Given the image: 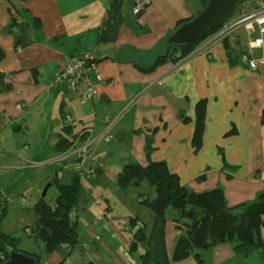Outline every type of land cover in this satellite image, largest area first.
<instances>
[{
	"label": "crops",
	"instance_id": "1",
	"mask_svg": "<svg viewBox=\"0 0 264 264\" xmlns=\"http://www.w3.org/2000/svg\"><path fill=\"white\" fill-rule=\"evenodd\" d=\"M201 8V0H149L133 15L130 0H0V152L13 156L15 172L37 169L46 182L77 175L81 184L77 242L60 243L51 253L30 251L41 261L141 264L149 244L138 241L130 250L132 222H143L148 234L153 212L141 201L143 181L119 188L117 174L126 163L164 161L190 190L221 188L229 206L251 203L264 190V57L255 69L236 61L247 41L243 30L223 39L209 33L179 60L167 53L169 36ZM86 50L97 56L89 73L97 93L83 99L84 85L68 88L54 73ZM200 100L204 126L195 148ZM61 136L77 144L93 140L82 166L56 152ZM170 209L164 225L170 264H246L252 257L255 250L239 256L229 240L200 250L199 258L190 253L172 261L185 229ZM257 255L254 264H264Z\"/></svg>",
	"mask_w": 264,
	"mask_h": 264
},
{
	"label": "trees",
	"instance_id": "2",
	"mask_svg": "<svg viewBox=\"0 0 264 264\" xmlns=\"http://www.w3.org/2000/svg\"><path fill=\"white\" fill-rule=\"evenodd\" d=\"M206 1L203 0L202 8ZM220 26L188 43L171 44L166 41L167 53L173 55L175 60L185 57L193 51L201 38L215 32ZM175 46L177 49L173 51ZM239 52L233 55L238 62H240ZM166 56L157 57L156 62L162 61ZM204 109L205 102L198 101L192 136V144L195 148L201 144ZM71 144L72 140L61 136L55 145V150L59 154H64ZM144 180L155 188L156 194L151 199L146 194L141 196V201L153 212L150 232L145 234L143 222L136 219L132 222L135 240L130 250H134L138 241L147 240L149 244H146L144 253L139 256L141 264H170L164 245V225L168 207L178 210V221L185 229V232L181 233L175 241L171 255L172 261L181 260L190 253L199 258L200 250L229 240L235 241L233 249L239 256H245L252 250L264 255V236L260 232L264 224V190L257 200L251 203L229 206L221 188L215 187L200 192L190 190L179 182L177 174L170 172L164 161H150L145 166L126 163L117 174V182L121 190L128 184L137 187ZM50 182L56 185L59 194L53 202H47L45 198L40 197L33 206L37 218L28 225L31 227L30 236L40 239L47 253L53 252L60 243L75 245L77 242V221L69 218V212L78 205L81 192V184L77 175H73L68 182L56 178ZM5 209V205L1 207L2 212ZM19 243L20 238L11 237L0 231V255L4 256L0 259V263L7 258V248L12 247L22 251L18 249ZM22 252L34 256L36 264H48L41 261L36 253Z\"/></svg>",
	"mask_w": 264,
	"mask_h": 264
},
{
	"label": "built area",
	"instance_id": "3",
	"mask_svg": "<svg viewBox=\"0 0 264 264\" xmlns=\"http://www.w3.org/2000/svg\"><path fill=\"white\" fill-rule=\"evenodd\" d=\"M132 2V13L137 15L148 4L149 0H130ZM243 30L247 41L238 54V59L250 69L257 67V60L264 57V0H238L233 13L214 33V38L223 39L230 33H238ZM255 52L260 53L256 55ZM97 56L93 50H86L79 56H72L66 66L54 73V78L63 86L76 89L82 85L85 91L82 94L83 99L91 98L96 95V85L90 80L89 73L96 68ZM106 122L109 123L108 119ZM107 139V138H106ZM72 140L69 149L61 154L63 156H72L80 161L82 166L87 158V152L93 142L90 138L84 140ZM56 176L61 177L62 172H56ZM27 197L21 198L22 203H26ZM76 207L69 212V218L76 220ZM25 232L31 234V227L25 226Z\"/></svg>",
	"mask_w": 264,
	"mask_h": 264
},
{
	"label": "rangeland",
	"instance_id": "4",
	"mask_svg": "<svg viewBox=\"0 0 264 264\" xmlns=\"http://www.w3.org/2000/svg\"><path fill=\"white\" fill-rule=\"evenodd\" d=\"M201 2L203 4V0H201ZM20 142L23 143V140L21 139ZM12 162L13 156L9 152L2 150L0 152V199L6 195L7 202L4 197L2 201L5 203L6 209L2 212L0 207V231L11 237L20 238L21 242L18 244V249L25 252H40V250L44 248L43 242L32 238L33 236L29 237L24 229L25 225L33 223L37 218V214L33 207L34 202L41 196L48 182L42 180L41 174L36 172L37 169L25 172L13 171L11 169ZM139 188L140 189H137L147 196L149 195V190H153L145 180ZM56 193V187L54 185L49 186L45 195L46 201L52 202ZM23 196H26L27 200H29L26 206H23L21 202ZM145 210L149 211L148 208ZM170 210L179 215L177 210ZM262 232L264 233V226L262 227ZM251 256L252 257H249L248 261H246V264H254L256 262L255 256H258L257 251H253V255ZM3 258L4 256L0 255V259Z\"/></svg>",
	"mask_w": 264,
	"mask_h": 264
},
{
	"label": "water",
	"instance_id": "5",
	"mask_svg": "<svg viewBox=\"0 0 264 264\" xmlns=\"http://www.w3.org/2000/svg\"><path fill=\"white\" fill-rule=\"evenodd\" d=\"M238 0H207L203 8L188 21L179 25L167 39V43L183 44L199 39L210 30L220 26L233 13ZM177 47H173L175 51ZM52 182H48L42 193L45 197ZM36 258L20 250L7 248V258L0 264H36Z\"/></svg>",
	"mask_w": 264,
	"mask_h": 264
}]
</instances>
